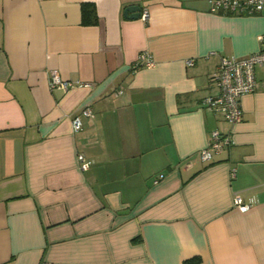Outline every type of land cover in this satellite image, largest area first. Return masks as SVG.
<instances>
[{
    "label": "crops",
    "instance_id": "obj_1",
    "mask_svg": "<svg viewBox=\"0 0 264 264\" xmlns=\"http://www.w3.org/2000/svg\"><path fill=\"white\" fill-rule=\"evenodd\" d=\"M263 33L209 0H0V264H264V63L239 122L204 104ZM213 130L232 144L202 161Z\"/></svg>",
    "mask_w": 264,
    "mask_h": 264
},
{
    "label": "built area",
    "instance_id": "obj_2",
    "mask_svg": "<svg viewBox=\"0 0 264 264\" xmlns=\"http://www.w3.org/2000/svg\"><path fill=\"white\" fill-rule=\"evenodd\" d=\"M210 11L222 12L229 14L251 15L262 14L264 16V0H209ZM144 20L147 19L148 13L145 11L141 15ZM261 48L249 54L245 58L224 57L220 62L211 80L217 87L218 91L214 95L205 97L204 104L206 107L221 114L227 121L236 123L241 120L242 111L240 108V97L244 94L254 91L256 80L254 77V67L257 64L264 63V33L259 36ZM154 64L153 59L146 52H142L133 64V68L140 66L150 67ZM186 64H193L192 59L186 60ZM86 81L63 79L57 70L49 72V87L51 89L67 90L75 86H87ZM121 91H117L118 95ZM81 115L90 117L92 115L89 106L85 105L81 109ZM82 121L80 116L72 118V127L74 131L80 130ZM232 144L230 133H221L219 130H213L207 144L199 150V158L202 161L212 159L214 152H218L223 146ZM81 169H86L92 163L87 160L81 153L77 155ZM162 175L156 177L155 182L160 180ZM234 204L240 211H246L250 204L243 203L239 196L234 197Z\"/></svg>",
    "mask_w": 264,
    "mask_h": 264
},
{
    "label": "trees",
    "instance_id": "obj_3",
    "mask_svg": "<svg viewBox=\"0 0 264 264\" xmlns=\"http://www.w3.org/2000/svg\"><path fill=\"white\" fill-rule=\"evenodd\" d=\"M81 20L83 24H95L97 22L96 12H95V8L93 5L89 3L82 4Z\"/></svg>",
    "mask_w": 264,
    "mask_h": 264
},
{
    "label": "water",
    "instance_id": "obj_4",
    "mask_svg": "<svg viewBox=\"0 0 264 264\" xmlns=\"http://www.w3.org/2000/svg\"><path fill=\"white\" fill-rule=\"evenodd\" d=\"M130 13V14H128ZM124 15L127 18H138L140 16V8L137 5L128 6L125 11Z\"/></svg>",
    "mask_w": 264,
    "mask_h": 264
}]
</instances>
